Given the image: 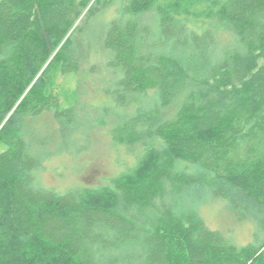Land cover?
<instances>
[{
  "label": "trees",
  "instance_id": "16d2710c",
  "mask_svg": "<svg viewBox=\"0 0 264 264\" xmlns=\"http://www.w3.org/2000/svg\"><path fill=\"white\" fill-rule=\"evenodd\" d=\"M98 65L95 91L134 105L113 135L135 160L43 186L51 146L84 139ZM196 189L255 241L209 228ZM0 264H264V0H0Z\"/></svg>",
  "mask_w": 264,
  "mask_h": 264
},
{
  "label": "rangeland",
  "instance_id": "374dc122",
  "mask_svg": "<svg viewBox=\"0 0 264 264\" xmlns=\"http://www.w3.org/2000/svg\"><path fill=\"white\" fill-rule=\"evenodd\" d=\"M201 8V4L196 6L198 10ZM96 71L98 74L92 75L86 82L91 95H82L80 99L83 104L90 106L84 111L89 116L88 125L83 131L84 139L69 138L62 145L57 143L51 146V152L42 160L45 166L36 175L38 183L43 186L64 191L80 184L104 185L109 183L111 177L132 165L135 160L134 153L139 151L140 144L122 142L113 135L117 123L126 118L124 114L127 117L132 115L134 105L127 108L117 106L116 109H112L115 103H111L109 98L95 91L96 86L102 84L100 74L106 75L107 70L98 65ZM68 81L66 97L69 99L76 81L71 78ZM98 96L101 100L97 98ZM104 105L106 106L102 107ZM172 111L173 107L165 109L163 114ZM200 192L201 194L198 191L196 200L194 195L185 196L195 200L191 205L196 204L199 214L209 228L222 231L238 245L255 241L257 224L252 217L240 218L232 211L226 198L211 191L204 193L201 189ZM193 193L195 194L194 191Z\"/></svg>",
  "mask_w": 264,
  "mask_h": 264
}]
</instances>
